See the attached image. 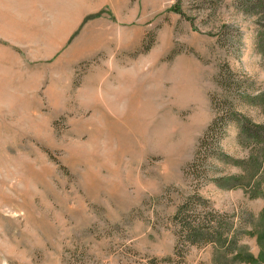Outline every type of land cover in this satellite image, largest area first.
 Instances as JSON below:
<instances>
[{
  "label": "rangeland",
  "instance_id": "374dc122",
  "mask_svg": "<svg viewBox=\"0 0 264 264\" xmlns=\"http://www.w3.org/2000/svg\"><path fill=\"white\" fill-rule=\"evenodd\" d=\"M240 117L264 128V0H0V264H264ZM189 197L234 253L175 254Z\"/></svg>",
  "mask_w": 264,
  "mask_h": 264
},
{
  "label": "trees",
  "instance_id": "16d2710c",
  "mask_svg": "<svg viewBox=\"0 0 264 264\" xmlns=\"http://www.w3.org/2000/svg\"><path fill=\"white\" fill-rule=\"evenodd\" d=\"M256 5V4H255ZM263 96V95H261ZM261 96H258V99L261 101ZM252 101L254 99L252 98ZM239 124L240 129L243 132H248L249 134H255L258 130L260 133H264V128L258 126H251L249 125L248 121L246 122L243 118H235ZM248 125V126H247ZM253 127V129H251ZM229 186L230 184H221V186ZM199 198L189 197L186 199L181 205L178 206L176 214L173 217L174 224L177 226V238H176V245H175V254L181 256L183 252V248L196 245L199 242L209 243L216 240L220 242L219 238H214V233L210 230L212 227L209 226V220H206L205 217L201 219L199 215H195L194 205H196V201ZM214 239V240H213ZM220 245L223 247V252L228 253L229 255L235 252L237 247V243L235 240H222ZM234 245V248L231 246Z\"/></svg>",
  "mask_w": 264,
  "mask_h": 264
},
{
  "label": "crops",
  "instance_id": "0c3cea01",
  "mask_svg": "<svg viewBox=\"0 0 264 264\" xmlns=\"http://www.w3.org/2000/svg\"><path fill=\"white\" fill-rule=\"evenodd\" d=\"M67 18H68L70 24H72V22L74 21V20H72L73 19V13L70 14V15H67ZM66 22L67 21H63L61 23V26H60L59 30H57L58 34L55 33L54 29L53 30L49 29V30H47L46 33L44 32V34L40 36L42 41H40L41 42V43H39L40 49L39 48L38 49L40 51H41V49L44 51L45 57H49V55H50L49 53L50 52H52V53L55 52L56 41H57L56 37L61 35L66 30V27L68 26V23H66ZM4 28L6 30H2V31H4L5 33H9L10 28L8 29L7 27H5V25H4Z\"/></svg>",
  "mask_w": 264,
  "mask_h": 264
},
{
  "label": "bare ground",
  "instance_id": "6f19581e",
  "mask_svg": "<svg viewBox=\"0 0 264 264\" xmlns=\"http://www.w3.org/2000/svg\"><path fill=\"white\" fill-rule=\"evenodd\" d=\"M139 120H140V118H135L134 119V121L133 120H130V119H126V121L129 123V124H131V126H136L135 128H133V129H140L141 127L139 126ZM132 121V122H131ZM125 127L127 128V124L125 123ZM143 128V127H142ZM133 129H131V131H133ZM120 132L121 133H123V132H126L125 130H120Z\"/></svg>",
  "mask_w": 264,
  "mask_h": 264
}]
</instances>
